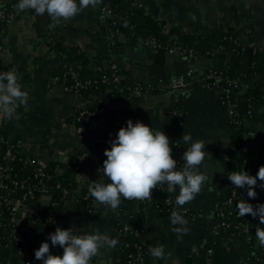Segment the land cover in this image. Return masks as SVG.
<instances>
[{
	"label": "crops",
	"instance_id": "obj_1",
	"mask_svg": "<svg viewBox=\"0 0 264 264\" xmlns=\"http://www.w3.org/2000/svg\"><path fill=\"white\" fill-rule=\"evenodd\" d=\"M3 2L5 5H17L18 0ZM140 3L148 15L164 23L163 35H168L171 29H177L203 37L210 30L231 28L239 32L240 43L252 47L253 51L264 50V0H140ZM100 10V6L88 7L73 19L60 22L53 21L45 13V32L41 31L42 26L37 23L33 10H26L1 30V42L8 52V58L3 62L0 57V72L16 71L22 90L29 93L27 109H18L19 119L2 120L7 135L20 142L16 151L25 159L45 167L72 160L79 172L74 199L57 200L52 204L50 197L44 196L30 202V205L38 212L52 214L57 220L65 221L74 231H83L80 234H90L98 229L112 238L117 221L116 212L107 211L97 202L88 214L75 199L88 194L89 182H97L99 179H92L80 171L84 156L75 155L81 145L79 130L63 121L73 110L100 105L101 101L94 95L82 97L65 90L58 76L64 68V55L56 49L48 53L44 51L47 46L42 40L49 36L50 41L58 43L64 51L79 49L92 69H107L112 61L123 65L139 84L152 85L159 90L157 95L146 96L141 106V110H154V116L147 125L154 131L162 130L169 137L168 131L173 129V135L186 150L191 142L197 140H203L206 144L205 151L209 156H206L201 171L209 175V183H205L202 191L183 206L192 214L191 219H187L188 233L178 240L173 231L176 226L171 223V216H156L152 211L146 212V232L151 248L163 245L165 250L164 259L150 255V264H247V244L230 239L226 230L215 226L216 201L226 186L227 176L233 170L229 145L234 131L230 127L229 115L220 100L219 91H207L200 84L206 71L222 68L229 63L231 55L216 53L197 58L195 61H204L209 68L190 69L194 78L185 92L174 93L176 90L162 89L165 81L148 78L127 59V54L134 49L132 42H135L129 31L119 28L117 44L111 52L110 43L114 38L111 17L100 18ZM170 39L178 43L177 35H172ZM137 45L141 46L139 43ZM178 101L183 104L178 114L182 118L180 126L175 116L166 114L168 107ZM246 112L248 117L244 120L245 127L255 135H264V117L260 111H248L246 105ZM170 125L175 128L171 126L168 129ZM184 133L191 134V142H183ZM83 149L87 151V147ZM244 152L249 174L256 176L259 169L256 141L248 139ZM257 183L259 185L261 182ZM32 228L36 233L38 249L43 242L51 244L47 237L56 228H48L42 223H36ZM194 246L196 252H193ZM112 251V248L102 249L93 264H113ZM33 258L37 264H42L35 256ZM24 261V255L16 247L0 244V264H24Z\"/></svg>",
	"mask_w": 264,
	"mask_h": 264
},
{
	"label": "trees",
	"instance_id": "obj_2",
	"mask_svg": "<svg viewBox=\"0 0 264 264\" xmlns=\"http://www.w3.org/2000/svg\"><path fill=\"white\" fill-rule=\"evenodd\" d=\"M140 0H102L100 7H106L111 10L110 22L115 23V27L119 30V24L124 22V30L129 31L130 37L138 44L139 40L146 41L154 39L158 45L167 47L176 43L171 40L172 35L178 36V43L186 51H192L196 58H204L212 56L216 53H227L231 55L228 64L219 69H213L217 73V79L214 82L206 84L211 90L222 91L227 89L228 93L220 94V100L226 107L232 105L236 111L234 121H229L230 127L234 131L230 139L229 158L233 164V171H245L249 174V165L244 163L246 160L245 146L246 141L250 138L257 143L258 162L259 167L264 166V135H255L251 137L250 131L245 127L244 120L248 117V112L240 114L238 111V104L245 103L248 111L257 109L264 117V50L256 49L253 51L250 66L244 65V50L248 47L247 44L240 43L239 32L228 28L226 30H210L205 36H194L171 29L168 35H163L162 29L164 23L153 19L146 13L142 6H139ZM8 12L18 11L16 5H6ZM21 13L20 11H18ZM5 25L0 26L2 30ZM44 45L48 47L47 53L52 49H56L59 53L64 55V68L58 74L60 80L63 82L68 92L86 97L94 95L99 101L100 105H94L84 109H75L72 113L64 119V123L79 130L81 137V145L76 150L75 155L84 156L80 171L84 172L86 176L97 179L95 176L96 170L99 166H103V161L106 160L104 156L105 150H110V141L116 137V133L121 127H126V122L132 120L133 123L139 121L144 125H148L153 116L154 110L147 108L141 110V106L145 102V97L148 95H157L159 90L154 87L142 86L140 90L134 91L139 83L133 79L131 72L126 71L123 65H117L116 74L120 77V81L115 83L112 81L113 73L109 68L104 70L92 69L86 56L77 48H72L69 51L61 49L60 45L51 42L49 36L43 40ZM111 47V52L114 50ZM110 63H113L110 61ZM206 71L205 73H207ZM105 77V79L103 78ZM233 82H237L234 87ZM80 83L82 87H76ZM205 86V87H206ZM246 86L244 89L243 87ZM122 105V108H118ZM100 106H106V119L103 120V115L98 114ZM169 111L175 113V116L183 109L181 101L171 104ZM93 123H96L95 129H91ZM174 125L168 126V129ZM100 138V142H95ZM0 153H5L10 150L14 156L12 161L6 163L9 168L11 177H16L19 180H28L31 185H37L38 179L35 177L37 162L25 159L20 153L16 151L17 142L14 138L7 135L3 123L0 127ZM263 140L259 142V140ZM170 146L173 149V159L176 157V151L180 150L182 153L186 148L181 146L179 139L175 135L169 137ZM87 147V151L83 148ZM183 166V159H180ZM76 163L69 160L64 164H55L52 166H43L45 174L44 183L49 187V197L52 203L57 200H62V191L68 192L67 200L74 198V191L77 188L76 177L79 172L75 169ZM177 170H180L177 168ZM108 178L101 174V180L97 183H108ZM58 186V187H57ZM154 197V202L162 206L163 201L167 197L174 198L179 193L177 187L175 192L169 193L167 185L161 186ZM232 187V188H231ZM235 186L227 179L226 186L222 190L220 196L216 201V211L214 214L215 224L220 225L227 223L230 225L228 235H233L240 241H246V234L238 229V227L245 226L249 240L246 244L249 248V256L247 264H260V259L263 256L264 246L258 244L255 236L256 227H264L261 225L258 218H253L249 215L237 217L229 207V199H236L237 202L245 200L246 202L257 205L264 204V189L259 188V196L256 199H249L246 189L233 191ZM258 188L256 187L255 191ZM24 193L23 190H15L12 197L19 198ZM79 205L85 210H92L96 207L94 199L90 196L87 199L82 197L75 198ZM32 202V201H31ZM99 204V203H97ZM107 211H112L110 208L99 204ZM180 213L181 209H172ZM3 217L8 219L7 209L2 208ZM152 211L156 216L167 215L165 209L159 212L153 206L148 205L145 201L125 200L122 198L121 204L116 211L117 221L115 230L112 232V238L117 239L119 243L117 248L113 249V264H134L139 256L149 257V249L151 248L150 241L147 239V227L145 222L146 212ZM188 219H191L192 214H186ZM121 220L128 221L131 225L129 231L123 230V223ZM4 223V222H3ZM31 224L27 222L21 225L16 230V235L22 236L27 230H32ZM9 231V230H8ZM0 236L6 237L4 228L0 226ZM59 248V246L54 247ZM31 249L38 250V245L34 244ZM53 249V247L51 248ZM60 253L53 255H62ZM253 255V259L251 256ZM33 264H37L31 256Z\"/></svg>",
	"mask_w": 264,
	"mask_h": 264
},
{
	"label": "clouds",
	"instance_id": "obj_3",
	"mask_svg": "<svg viewBox=\"0 0 264 264\" xmlns=\"http://www.w3.org/2000/svg\"><path fill=\"white\" fill-rule=\"evenodd\" d=\"M102 0H18L16 8L20 12L33 10L38 15L48 14L53 21H69L79 15L85 8H95ZM29 93L22 90L19 75L16 71L0 72V119H19L18 109H27ZM185 144L192 141L191 134L184 133ZM110 150L104 151L106 160L100 170L108 178V183L89 182L88 193L95 202L116 212L125 200L151 201L152 192L158 187L167 185L169 193L179 188L176 204L184 206L190 203L202 191L205 183H209V175L201 171L206 156L205 142H191L183 153V168L177 170V161L173 159V149L168 136L162 131H154L142 122H126L110 142ZM235 188L246 189L250 199L257 198L256 187L264 189V166L259 167L256 176L247 172L233 171L227 176ZM258 181L261 183L258 185ZM239 217L249 215L258 218L264 225V204L252 205L245 200L236 204ZM175 225L173 231L177 239H182L189 229L188 221L179 212L170 217ZM77 230L57 227L47 239L51 247L62 249V255H53L47 242L41 243L34 252L36 260L42 264H93L104 248H115L117 239L110 238L107 233L98 229L90 234H76ZM255 236L258 244L264 246V227H256ZM193 252H196L195 246ZM149 254L157 259L165 258L163 245L149 249Z\"/></svg>",
	"mask_w": 264,
	"mask_h": 264
},
{
	"label": "built area",
	"instance_id": "obj_4",
	"mask_svg": "<svg viewBox=\"0 0 264 264\" xmlns=\"http://www.w3.org/2000/svg\"><path fill=\"white\" fill-rule=\"evenodd\" d=\"M6 5L4 4L3 0H0V26L5 25L8 26L9 24H11L15 18L20 15V13L18 11H13V12H8L6 7ZM141 6V4L139 5ZM100 18L105 19L107 16H111V10L106 8V7H101L100 10ZM111 25V29L114 32V38L111 40L110 46L114 47L117 44L116 41V37H118L119 35V30L115 27V23L114 22H110ZM2 39V33L0 30V57H1V61L5 62L8 58V52L5 50L4 46L2 45L1 42ZM139 44L141 45H146V46H151L153 48H164L166 50L169 51L170 54H173L175 56H184L187 58L188 61L190 60H196V56L192 51H186L185 49H183L180 45H177L176 43L169 45L167 47H162L160 45L157 44V42L154 39H148L146 41L143 40H139L138 41ZM48 47H46L44 49V51H47ZM108 68L110 69V71L113 73V77H112V81L117 83L120 81V77L116 74L117 72V65L116 63H110ZM217 73L214 71H208L207 73H204V75H202L201 77V82H202V87L204 89H206L207 91H212L210 87H207L206 84L210 83V82H214L217 79ZM103 78L105 79V77L103 76ZM194 78V74L192 70H188L186 73L179 75L175 78L170 79L169 81H165L164 83H162L163 87L162 89H166V90H180L185 92V90L188 87L189 82ZM234 87H236L238 84L237 82H233ZM144 86L139 84L134 91H138L140 90V88ZM206 86V87H205ZM76 87H82V85L80 83L76 84ZM147 87H153L152 85H147ZM65 88V87H64ZM244 89L246 88V86L243 87ZM66 91H68L67 88H65ZM220 94L223 93H228L227 89H223L222 91L219 92ZM228 115H229V119L230 121H234L235 117H236V111L234 110L232 105H228L226 106ZM106 112V106H100L98 109V114L100 115H104ZM166 114L168 115H172L175 116V113H172L171 111H167ZM176 123L177 125H181L182 124V118L180 115H176ZM2 120L0 119V127L2 125ZM96 127V123H93L91 126V129H95ZM249 135L251 137H254L255 134L250 132ZM259 136V135H258ZM1 140V139H0ZM263 140H259V142H262ZM95 142H100V138H97L95 140ZM20 145V142H17V146ZM182 146V144H181ZM176 153V157L174 158L177 161V168L182 170L183 166L181 165V161L180 159H183V153L178 150L175 152ZM264 153V151H263ZM14 159L13 154L11 153L10 150H7L4 154L0 153V226L2 228H4V231L6 232V237H2L0 236V244L4 245V246H14L16 247V249L22 253L25 257V261L24 264H33L31 261V256H34V250L31 249V246H33L34 244L38 245L37 242V237H36V233L33 230H27L26 233H24V235L22 236H18L16 235V230L18 227H20L21 225L26 224L27 222H29L32 225H36V223H42L43 225H45L48 228H67L69 229L70 227H68V223H66L65 221L61 222L59 220L56 219V217L52 216V214H46V213H42V212H38L35 210V208L30 205L31 201L33 202L34 200H36L38 197H49V192L50 189L49 187L44 183V179H45V174L43 172L42 169V165L41 164H37L36 167V173H35V177L38 179L37 185H31L30 182L28 180H19L16 177H11L9 174V168L6 166V163L9 161H12ZM244 163L248 164L247 158L246 160L243 161ZM103 168V166H99L96 170V174L95 176L97 177V179L101 180V174L102 171H100ZM58 187V186H57ZM232 188V187H231ZM23 190L24 193L19 197V198H15L12 197L13 193L15 192V190ZM162 189V187H158V189H154L152 192V200L151 201H147L148 205L153 206L155 209H157L159 212H161V209H165L167 216H171V214L173 212H178L176 210H172V209H181L180 214L183 216L184 219H188L186 214L189 213L190 211H188L187 208L185 207H181L178 206L176 204V197L171 198V197H167L165 198V200L163 201L162 206L156 204L154 202V197L157 195L158 191ZM236 190H239V188H235L233 189L234 193ZM179 191V190H178ZM68 195V192L63 190L62 191V201H68L66 199ZM90 195L89 193L82 196L83 199H87L89 198ZM74 199V198H73ZM250 199V198H249ZM239 202L236 201V199H229L228 204L230 209L232 210V212H234L236 214L237 217H239L238 213H237V209H236V204H238ZM54 204V203H52ZM2 208L7 209V214L9 216L8 219H5L3 217V212ZM86 213H91L90 210H87ZM192 217V216H191ZM4 222V223H3ZM121 223H123V230L124 231H129L131 229V225L128 221H124L121 220ZM216 228H222L224 230L227 231L228 234V230L230 229V225L227 223H222L220 225H216ZM238 229L242 232H244L246 234V241L249 240V236L247 235V228L245 226H241L238 227ZM9 230V231H8ZM115 230V227L113 229V231ZM83 231H77L76 234L80 235V233ZM230 239L236 241V242H242L239 239H237L236 237H234L233 235H228ZM246 241H243L244 243H246ZM48 243V242H47ZM50 245V251L51 253L57 254L60 253V249L59 248H53L51 249V244ZM118 246L116 245L115 248L116 249ZM208 253L210 254V251H208ZM260 264H264V250H263V256L262 258L259 260ZM150 256L149 257H144V256H139L136 258L134 264H150ZM207 264H210V262H208Z\"/></svg>",
	"mask_w": 264,
	"mask_h": 264
},
{
	"label": "water",
	"instance_id": "obj_5",
	"mask_svg": "<svg viewBox=\"0 0 264 264\" xmlns=\"http://www.w3.org/2000/svg\"><path fill=\"white\" fill-rule=\"evenodd\" d=\"M34 12V11H33ZM35 19L41 27V31L45 32L47 27L45 15H38L34 12ZM111 17V16H109ZM124 22L119 24L120 29H124ZM134 49L127 54V59L138 67V71L144 73L148 78L152 80L169 81L179 75L186 73L190 69L200 68L201 70L208 69V64L204 61H188L184 56H175L170 54L168 50L164 48H153L146 45H137L132 42ZM253 48L246 47L244 50V65L250 66L252 60ZM205 67V68H202ZM202 84V82L200 83ZM191 87V85H189ZM174 93H181L180 90H176ZM118 108H122V105H118ZM238 111L240 114H244L246 111V104L239 103ZM107 114L105 113L102 117L106 119ZM174 130L168 131L169 137L173 135ZM168 137V138H169ZM253 259V255L251 256Z\"/></svg>",
	"mask_w": 264,
	"mask_h": 264
}]
</instances>
